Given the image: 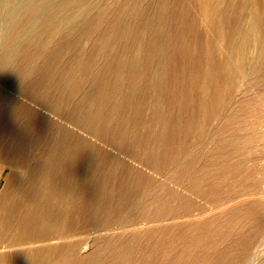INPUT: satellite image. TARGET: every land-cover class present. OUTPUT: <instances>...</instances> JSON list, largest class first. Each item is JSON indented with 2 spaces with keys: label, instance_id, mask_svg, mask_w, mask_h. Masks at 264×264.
<instances>
[{
  "label": "rangeland",
  "instance_id": "374dc122",
  "mask_svg": "<svg viewBox=\"0 0 264 264\" xmlns=\"http://www.w3.org/2000/svg\"><path fill=\"white\" fill-rule=\"evenodd\" d=\"M23 1L0 0L1 43ZM96 1L80 8L91 21L77 33L22 46L0 84L1 104L25 85L50 98L47 138L69 118L91 150L106 208L69 225L82 243L71 264H264V0H98L91 10ZM30 21L49 29L41 14ZM248 35L251 61L233 76L222 63Z\"/></svg>",
  "mask_w": 264,
  "mask_h": 264
},
{
  "label": "bare ground",
  "instance_id": "6f19581e",
  "mask_svg": "<svg viewBox=\"0 0 264 264\" xmlns=\"http://www.w3.org/2000/svg\"><path fill=\"white\" fill-rule=\"evenodd\" d=\"M6 3L0 5L1 18H5ZM87 3L88 0H24L18 5L17 15L8 18L2 27L4 36H10V39L0 42V84L15 71L13 66L22 46L41 44L43 41L42 47L46 49L53 36L62 31L74 34L85 23L89 24L91 18H83L80 12V8ZM101 9L97 0L91 10ZM206 12L209 11L206 10L205 15ZM37 14L43 16L44 23H50L49 29L44 32L31 30L35 25L30 20ZM210 19L207 21L210 22ZM236 33L238 37L239 32ZM248 36L241 43L230 44L229 59L222 63V70L229 74L244 73L239 65L250 59L243 50L250 40ZM57 51L58 48L54 53ZM134 59L136 55H133ZM29 67L28 64L24 71H30ZM32 89L33 86H18L11 93L15 96L14 102L0 103V171L6 167L9 169L0 188V264H71L74 250L82 247V243L81 240L71 241L74 233L69 231V225L80 222L82 226V222L99 221L107 199L103 187L92 179L94 172L88 167L91 150L86 138L83 135L74 138L70 134L72 121L69 118L63 125L60 124L61 129L55 139L47 138L44 124L49 117L42 110L50 113L48 109L54 110V105H50V98L44 100ZM22 101L26 104L24 111L19 110ZM251 141L249 139L248 143L251 144ZM101 229H95L92 234ZM52 239L57 242L51 244ZM115 253L123 255L124 247L116 249Z\"/></svg>",
  "mask_w": 264,
  "mask_h": 264
},
{
  "label": "built area",
  "instance_id": "2783aa9c",
  "mask_svg": "<svg viewBox=\"0 0 264 264\" xmlns=\"http://www.w3.org/2000/svg\"><path fill=\"white\" fill-rule=\"evenodd\" d=\"M259 166H260V169L262 170V172H264V158H262L259 162Z\"/></svg>",
  "mask_w": 264,
  "mask_h": 264
}]
</instances>
